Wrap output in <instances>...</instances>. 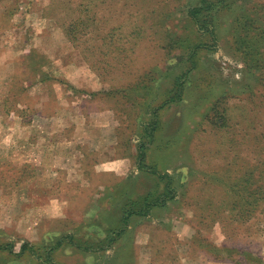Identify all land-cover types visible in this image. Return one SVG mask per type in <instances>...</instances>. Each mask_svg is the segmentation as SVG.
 Here are the masks:
<instances>
[{"label":"rangeland","instance_id":"obj_1","mask_svg":"<svg viewBox=\"0 0 264 264\" xmlns=\"http://www.w3.org/2000/svg\"><path fill=\"white\" fill-rule=\"evenodd\" d=\"M219 1L170 101L201 0H0V264H264V62L233 33L264 0Z\"/></svg>","mask_w":264,"mask_h":264},{"label":"trees","instance_id":"obj_2","mask_svg":"<svg viewBox=\"0 0 264 264\" xmlns=\"http://www.w3.org/2000/svg\"><path fill=\"white\" fill-rule=\"evenodd\" d=\"M218 3H220L219 0H201L200 5L193 6L188 11V21L191 24L190 29L192 28V31L195 32L196 36L195 38H191V36H187L186 38H182L180 35L174 36L170 39V42L172 43V47H176L181 49L182 51H185L184 53H187V61L189 62L188 69L184 72L178 75L174 79L173 84V92L174 97L170 98V101H173L174 99H180L183 96V90H184V82L183 80L187 77L188 70H191L195 66V57L198 53V50L203 49H213L215 45L216 40V27H214V14L219 13L222 9H224L226 6H220L218 7ZM241 8V7H239ZM245 19V17H244ZM245 22V21H244ZM257 21L252 20L248 23L242 22V16L238 18V20L235 21V26L233 28V33L235 34V42H236V48L238 50H241L243 53L244 58L248 61L250 68H260L263 67L262 62H264V57L261 56V52L258 50V45L260 42V39L264 37V32L262 33L259 29V27L256 26ZM250 31H255L254 35H250ZM204 35V36H203ZM206 36V37H205ZM206 38V42L201 41V39ZM197 39L199 41H197ZM252 46H254L252 48ZM171 47V48H172ZM183 53V54H184ZM168 100V101H169ZM168 101H166L164 104H167ZM221 120V121H220ZM218 121L215 125L218 127H224L227 126L229 123V117L226 113L224 115H220L218 117ZM153 127V126H152ZM149 128V136L151 139L155 137V129ZM144 144V143H143ZM143 144L139 147V166L142 169H147L149 172H152L153 174L156 173V170L154 169V166L145 165V158L146 153L145 149L143 147ZM262 168H260L258 171H260ZM259 175H262L261 173ZM254 175H250L245 181L243 180L244 185L238 188H241L242 195L245 196L247 189L250 188L249 186V180L252 179ZM163 179H166L167 184H170L171 182V176L169 175H163ZM224 181L228 184L227 189L228 191H231L233 187H237V184H234L235 180H232L230 176L224 177ZM264 184V180H262ZM261 184V185H262ZM258 186V188H263V186ZM169 187L167 186V190L162 193L160 196H152L150 193H147L145 196L141 198V200H137V203L140 202L142 204V208L144 211H126L122 214L121 217V223L122 227L117 233V236L121 234V231L124 230L123 224H126L128 222L129 216L134 215L136 213H143L148 214L149 211L152 210V208L157 206L165 205L166 202L174 197L172 195V192ZM257 188V189H258ZM260 199L256 198L255 193L254 197L251 199L252 203L258 202ZM242 202H249L248 200H244L242 198ZM237 207L244 206L240 203L236 204ZM235 207V204L234 206Z\"/></svg>","mask_w":264,"mask_h":264}]
</instances>
